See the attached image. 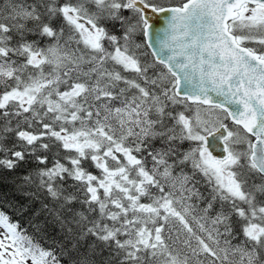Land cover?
Returning <instances> with one entry per match:
<instances>
[{
    "label": "snow or ice",
    "instance_id": "1",
    "mask_svg": "<svg viewBox=\"0 0 264 264\" xmlns=\"http://www.w3.org/2000/svg\"><path fill=\"white\" fill-rule=\"evenodd\" d=\"M5 172L0 264H264V0H0Z\"/></svg>",
    "mask_w": 264,
    "mask_h": 264
},
{
    "label": "trees",
    "instance_id": "2",
    "mask_svg": "<svg viewBox=\"0 0 264 264\" xmlns=\"http://www.w3.org/2000/svg\"><path fill=\"white\" fill-rule=\"evenodd\" d=\"M16 174L0 173V211L7 214L12 222H19L20 229L26 234L32 235L33 230L29 226L28 216L21 215L14 207L17 197L13 187V181Z\"/></svg>",
    "mask_w": 264,
    "mask_h": 264
},
{
    "label": "rangeland",
    "instance_id": "3",
    "mask_svg": "<svg viewBox=\"0 0 264 264\" xmlns=\"http://www.w3.org/2000/svg\"><path fill=\"white\" fill-rule=\"evenodd\" d=\"M3 231V229H0V232H2Z\"/></svg>",
    "mask_w": 264,
    "mask_h": 264
},
{
    "label": "water",
    "instance_id": "4",
    "mask_svg": "<svg viewBox=\"0 0 264 264\" xmlns=\"http://www.w3.org/2000/svg\"><path fill=\"white\" fill-rule=\"evenodd\" d=\"M214 154H217V153H214Z\"/></svg>",
    "mask_w": 264,
    "mask_h": 264
}]
</instances>
